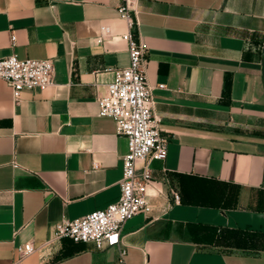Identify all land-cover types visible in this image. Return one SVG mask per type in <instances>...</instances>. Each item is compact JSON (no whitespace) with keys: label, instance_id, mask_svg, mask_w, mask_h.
I'll return each instance as SVG.
<instances>
[{"label":"crops","instance_id":"1","mask_svg":"<svg viewBox=\"0 0 264 264\" xmlns=\"http://www.w3.org/2000/svg\"><path fill=\"white\" fill-rule=\"evenodd\" d=\"M121 4L0 0V59L55 67L52 87L19 97L0 79V264L30 242L24 264H119V247L51 239L121 197L128 140L97 102L129 64ZM139 11L169 144L151 163V213L123 229L125 264H264V0H140Z\"/></svg>","mask_w":264,"mask_h":264},{"label":"built area","instance_id":"2","mask_svg":"<svg viewBox=\"0 0 264 264\" xmlns=\"http://www.w3.org/2000/svg\"><path fill=\"white\" fill-rule=\"evenodd\" d=\"M139 3L140 0H122L118 9L127 27L121 37L128 45L129 64L113 72V80L97 100L98 116L113 119L117 134L128 140V153L123 157L121 197L104 210L74 221L58 223L51 239L92 244L97 250L119 247V264H125L127 254L122 236L126 223L139 214L148 216L152 211L149 201V189L153 185L151 163L167 159L169 144L162 135L161 119L156 114L154 88L146 73L147 46L134 36V31L140 28ZM101 31L99 43L111 36L108 27H102ZM14 42L15 38L12 37V46ZM54 78L52 60H20L15 55L0 59V79L11 87L15 97L26 91H46L54 85ZM14 166L18 164L14 162ZM176 199H179L177 195ZM38 249L31 242L19 246L15 264H24Z\"/></svg>","mask_w":264,"mask_h":264},{"label":"water","instance_id":"3","mask_svg":"<svg viewBox=\"0 0 264 264\" xmlns=\"http://www.w3.org/2000/svg\"><path fill=\"white\" fill-rule=\"evenodd\" d=\"M263 75H264V61H263Z\"/></svg>","mask_w":264,"mask_h":264}]
</instances>
